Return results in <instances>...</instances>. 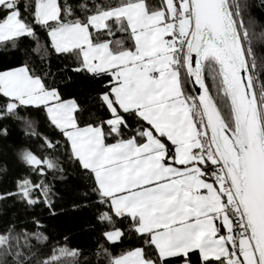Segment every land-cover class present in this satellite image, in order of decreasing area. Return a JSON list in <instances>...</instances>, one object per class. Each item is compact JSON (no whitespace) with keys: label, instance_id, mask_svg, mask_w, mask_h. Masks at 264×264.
Wrapping results in <instances>:
<instances>
[{"label":"snow or ice","instance_id":"1","mask_svg":"<svg viewBox=\"0 0 264 264\" xmlns=\"http://www.w3.org/2000/svg\"><path fill=\"white\" fill-rule=\"evenodd\" d=\"M257 8L0 0V264H264Z\"/></svg>","mask_w":264,"mask_h":264},{"label":"trees","instance_id":"2","mask_svg":"<svg viewBox=\"0 0 264 264\" xmlns=\"http://www.w3.org/2000/svg\"><path fill=\"white\" fill-rule=\"evenodd\" d=\"M253 14L257 17L259 22L264 23V11L257 8L253 10ZM56 63H59V62H56ZM21 142L22 141L20 140L18 131L15 128H13L11 129L9 139L7 141H0V145H5V144L15 145ZM3 158L9 162V173L7 176L0 177V191H3L5 189H11L13 187L14 179L23 173V168L15 162V157L13 156L11 149L7 150V155L4 156ZM69 195H70L69 193H65V202H64L65 206H67V199ZM7 203H11V202L9 201ZM15 210H16L15 208L7 209L9 213ZM58 222L64 223L67 228H69L71 231L76 233V236L72 242L73 246L86 245V244L93 243L92 241L89 240L86 234H81L79 231L82 227H84L85 222H88V223L91 222L90 217H83V218L74 220L71 216V213H68L67 215L60 217ZM128 247L129 245L125 244L123 246L111 248L110 251L112 252L114 256L120 255L121 252L126 250Z\"/></svg>","mask_w":264,"mask_h":264}]
</instances>
